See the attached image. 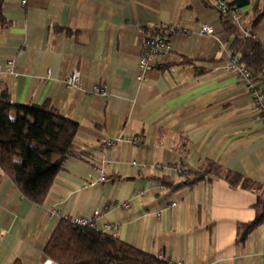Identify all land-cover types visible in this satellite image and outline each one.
<instances>
[{"label": "crops", "instance_id": "1", "mask_svg": "<svg viewBox=\"0 0 264 264\" xmlns=\"http://www.w3.org/2000/svg\"><path fill=\"white\" fill-rule=\"evenodd\" d=\"M255 5L263 9L264 0L242 7L245 24L264 46V15L253 22ZM0 9L7 19L0 87L14 102L49 100L79 123L77 152L42 203L24 197L0 168V264H48L44 246L57 221L96 208L95 227L110 223L112 235L144 251L184 264H264V220L243 230L255 217L253 190L212 173L174 188L160 179L179 182L185 173L175 167L190 171L213 160L264 185V124L242 80L224 68L233 33L216 6L0 0ZM204 22L213 33L200 31ZM170 25L184 30L171 31L170 51L141 68L146 35ZM75 68L80 85L67 86ZM95 83L108 94L92 92Z\"/></svg>", "mask_w": 264, "mask_h": 264}, {"label": "trees", "instance_id": "2", "mask_svg": "<svg viewBox=\"0 0 264 264\" xmlns=\"http://www.w3.org/2000/svg\"><path fill=\"white\" fill-rule=\"evenodd\" d=\"M202 1L216 6L213 0ZM226 1L242 8L250 0ZM253 15V22H256L264 15V8L258 9L255 5ZM222 18L224 28L233 33L232 53L238 54L239 62L251 72L256 88L264 92L261 85L264 82V46L252 31L245 33L230 18ZM6 22L0 9V24ZM155 28L160 30L161 27ZM161 31L166 35L171 32L168 28H161ZM78 127L77 121L62 114L49 100L14 102L7 90L0 87V168L10 176L24 197L36 204L43 202L65 159L77 152L74 137ZM210 173L222 175L231 186L248 188L256 193L255 217L244 223V234L264 220V185L235 171L223 172L222 166L213 160H207L204 168L188 170L179 182L165 175L160 179L165 187L174 188L190 186ZM44 252L56 264H169L157 254L144 251L95 226L77 224L68 217L57 221Z\"/></svg>", "mask_w": 264, "mask_h": 264}, {"label": "built area", "instance_id": "3", "mask_svg": "<svg viewBox=\"0 0 264 264\" xmlns=\"http://www.w3.org/2000/svg\"><path fill=\"white\" fill-rule=\"evenodd\" d=\"M26 1L27 0H20L22 4H25ZM213 1L216 4V10L219 12L220 15L230 18L236 23V25L240 28V30H242L245 33L248 32L247 26L245 24L246 21L244 17V12L241 7L235 5L232 6L228 4L226 0H213ZM157 27H161L163 29L167 28L165 26H157ZM161 28L160 30L154 28V30L151 33L146 35L145 47L139 56V66L141 68L149 67L154 62L157 56L165 55L170 51L171 46L168 37L165 33L161 31ZM168 29L170 31L184 30L182 28H175L172 25L168 26ZM200 31L203 33L211 34L214 32V28L211 24L204 22L201 24ZM224 68L229 71H234L242 80V83L251 93L253 103L257 107L259 117L264 124V92L261 91L259 88H256L254 82L251 79V72L239 62L238 54L232 53L230 55L229 61L224 65ZM65 84L67 86L80 85V72L78 69L75 68L71 70V72L69 73V75L65 80ZM91 91L99 92L100 94L103 95L108 94L106 87L103 84H98V83H95L92 86ZM131 139L134 141H138L137 136H133ZM111 143L112 140H107L105 142L106 145ZM175 170H177L180 173H185L188 171V167L183 165L177 166L175 167ZM174 204L175 202L171 203V205ZM99 212L100 210L96 208L91 215L73 216L68 218L72 219L77 224L95 226L94 219L99 214ZM110 227H111L110 223H105L103 230L106 231L107 233H110ZM158 255L159 257L165 258L169 264H184V260L181 257L179 258L168 257L162 253ZM48 264H56V263L52 260H48Z\"/></svg>", "mask_w": 264, "mask_h": 264}]
</instances>
